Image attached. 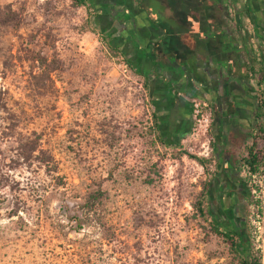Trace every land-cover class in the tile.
<instances>
[{"label":"rangeland","instance_id":"374dc122","mask_svg":"<svg viewBox=\"0 0 264 264\" xmlns=\"http://www.w3.org/2000/svg\"><path fill=\"white\" fill-rule=\"evenodd\" d=\"M87 11L0 0V264H231L196 210L211 151L158 142L144 80ZM261 102L264 128V75ZM243 180L218 213L243 217L264 264V166Z\"/></svg>","mask_w":264,"mask_h":264},{"label":"crops","instance_id":"0c3cea01","mask_svg":"<svg viewBox=\"0 0 264 264\" xmlns=\"http://www.w3.org/2000/svg\"><path fill=\"white\" fill-rule=\"evenodd\" d=\"M82 1L147 85L157 133L169 148L186 146L190 99L211 104L210 178L221 180L213 193L235 194L233 181L245 172L238 164L261 126L263 0Z\"/></svg>","mask_w":264,"mask_h":264},{"label":"trees","instance_id":"16d2710c","mask_svg":"<svg viewBox=\"0 0 264 264\" xmlns=\"http://www.w3.org/2000/svg\"><path fill=\"white\" fill-rule=\"evenodd\" d=\"M79 6H85V2L82 0H73ZM264 3V0H263ZM92 8V7H91ZM94 8V7H93ZM246 12H252L251 8ZM89 14V13H88ZM91 32H94L92 29ZM110 38V37H109ZM264 39V38H263ZM112 49L118 48L111 44ZM120 52V51H119ZM263 61H261L262 64ZM263 65V64H262ZM261 65V66H262ZM130 66V64H129ZM264 72V71H263ZM264 74V73H263ZM147 90V85L145 84ZM262 105V102L260 101ZM154 126L156 127V117L153 114ZM157 140L162 145H165L164 139L158 134ZM34 145V142H32ZM35 148V147H34ZM40 151H42L40 149ZM42 153V152H41ZM189 158L198 161L201 165H204V159L197 156H193L190 153H185ZM264 166V128L259 126L258 133L253 137L252 146L248 147L246 156L238 164V168L247 167L248 172L252 174L258 173V171ZM211 183H204L203 190L198 195V201L196 204V210L201 217H210L213 220L212 230L215 235L227 246L229 255L232 256L231 264H262L261 259L254 250L250 237L247 231V223L240 215H233L231 221L228 223L221 218L219 214H216L210 209L209 201L210 196L208 190ZM207 204V206H206Z\"/></svg>","mask_w":264,"mask_h":264},{"label":"built area","instance_id":"2783aa9c","mask_svg":"<svg viewBox=\"0 0 264 264\" xmlns=\"http://www.w3.org/2000/svg\"><path fill=\"white\" fill-rule=\"evenodd\" d=\"M190 105L193 124L185 144L187 142L199 144V154L208 156L212 144L210 136L212 126V106L208 101L200 98L190 99ZM243 169L248 171L247 167H243Z\"/></svg>","mask_w":264,"mask_h":264},{"label":"flooded vegetation","instance_id":"af4514ba","mask_svg":"<svg viewBox=\"0 0 264 264\" xmlns=\"http://www.w3.org/2000/svg\"><path fill=\"white\" fill-rule=\"evenodd\" d=\"M220 181L221 180L218 177H211L210 180L208 181L209 183H211V186L208 190V195L210 196L209 208L212 209L216 214H219L220 209L217 206V202H221L222 206L225 207V208H223L224 210L227 209L230 211H234V210L238 211L240 206H241V199H243L247 195V192H248L244 180L243 179H237V180L233 181L234 183L235 182L237 183L236 190H233V192H235V194H233L230 191L228 193L222 192L221 195H215L213 193V189H212L213 184L220 182ZM203 187H204V185H203ZM203 187L201 188L200 191L203 190ZM217 199H219V201ZM225 221L230 222L231 218L225 219Z\"/></svg>","mask_w":264,"mask_h":264}]
</instances>
